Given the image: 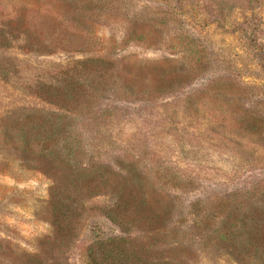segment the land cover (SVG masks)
Returning a JSON list of instances; mask_svg holds the SVG:
<instances>
[{
    "label": "rangeland",
    "instance_id": "1",
    "mask_svg": "<svg viewBox=\"0 0 264 264\" xmlns=\"http://www.w3.org/2000/svg\"><path fill=\"white\" fill-rule=\"evenodd\" d=\"M19 10L54 51L1 54L19 71L0 77V140L16 139L0 143V264H102L86 247L112 235L141 238L158 261L173 255L169 264H254L251 257L264 264V0H0V19ZM8 23L0 20V30ZM88 58L105 64L82 68ZM94 67L106 69L103 80ZM65 68L82 78L86 99L53 106L29 92L45 77L52 95ZM30 111L56 114L48 125L64 130L79 151L77 168L44 164L39 146L21 150L29 145L21 132ZM88 165L93 177L120 174L161 203L145 204L138 229L113 225L100 213L111 195L86 198L76 181ZM214 192L245 201L239 235L222 242L191 230L186 245L191 204L203 208ZM70 198L88 211L67 244L54 231L50 204ZM174 242L187 255L173 254Z\"/></svg>",
    "mask_w": 264,
    "mask_h": 264
},
{
    "label": "trees",
    "instance_id": "2",
    "mask_svg": "<svg viewBox=\"0 0 264 264\" xmlns=\"http://www.w3.org/2000/svg\"><path fill=\"white\" fill-rule=\"evenodd\" d=\"M16 14L18 16L15 18H2L10 23H8L5 27L1 26L0 30V77L8 78L14 76L19 71L17 63L12 60L10 61L9 59H3V56H1L2 51H8L13 48L23 51L31 50L45 53H52L54 51L53 44L51 42H46V40L42 38V34L40 35L34 28L28 25L25 18L26 14L22 10H19ZM79 64L82 68H86L90 64H99V66H101V64L104 65L105 62L100 58H88L80 61ZM95 68L96 67H94L93 72H95ZM101 69L102 71L100 72L96 71L100 76V81L105 78L106 71V69ZM70 70L71 68L66 70L59 69L56 72L58 75L63 74L64 78L62 77V86L54 89L56 92H52V95L46 94L49 87L52 86V81L49 80L50 78L46 79L45 77L36 79L29 88V92H37L42 99H44V96L46 95L48 98L44 100L48 101V103L53 106L57 105L55 102L59 99L71 101L74 102V104H76V99H86L88 97H85L87 95V90H84V86H86V84L84 82H80L82 79L81 77L76 76L75 78L69 72ZM43 86L48 89H43ZM61 107L62 106L60 105V108ZM28 113L35 118L28 116L29 122L26 120L27 123L22 124L24 130L21 132V135L24 137L25 143L29 145L21 150L25 151L30 146L29 149L32 152H35L37 151L35 147L39 146L38 148L42 152L40 155H42L44 161H46L44 164L49 162V165L53 163V165L55 164L58 168H60L61 165L65 163L64 165H66V167L69 166V168H77L74 160L76 161L79 151L76 150L77 152L75 153V146H72L71 142L67 139L68 136L67 134H64V130L60 129V127L55 124L48 125L49 120L47 118L50 115L56 114L50 113V115H43L42 113L36 111H30ZM18 115L24 114L18 113ZM52 122H54V118L52 119ZM30 125L35 129V137L32 135L30 137ZM3 136H5V138H1V144L4 143L9 146L10 141H16L13 134L9 135V137H6V134ZM89 166L90 165H88V167H80L79 173L77 175L74 174V176L79 179L76 181L82 185L81 189L83 192H86V198L90 196H97L102 193L111 195L112 198H109L111 202L108 205H101L100 213L113 225L119 227L134 226L138 229L139 227L136 223L140 225L143 220L142 217L145 219L147 218V215L144 212L145 204L146 206L154 204L153 207H156V204L161 203L160 200L154 199V197L157 199L158 197L152 193V191H148L143 196L139 189L132 187V185H128L127 183L124 184L126 179H123V176L120 174H116L114 172L112 173L110 171H102V173H98L95 176L98 177L99 175H103L102 177L104 178H102V181H98L97 178L92 176L96 172L92 174ZM98 168L100 169V167ZM69 173L67 176L72 175H69ZM153 179L154 181L150 179L152 184L161 181L160 178ZM234 194H232V196H224L219 192H214L208 201L206 200L203 202V208H197L198 206H201V204H198L196 201L191 204V210L189 209L191 213L189 211L188 213L193 215V212L195 215H193L194 220L192 221V228L189 229V233L186 234L185 237L186 245L189 244V242H192V239H190L192 231L195 232V235L197 236L199 233H202V238L199 239L212 236L211 239L218 238L217 240H222V242L223 240H229L234 233L239 235L238 230L240 227L238 223L242 221L241 214L244 210H242L241 214L240 211L245 201L239 200ZM165 198H170L172 200V195H167ZM83 202L75 205V200L72 201L70 198V200H67L65 204H60L61 202L59 199H55V202L50 204L53 209L51 212L54 214L52 215V226L54 231L58 232L57 235L64 239V243L67 241V244H69L71 240L74 241L78 237L81 227L84 225L83 219L87 215L86 212L88 210H85ZM55 205L60 206L63 210H60L59 208L58 210H55ZM195 208H197L198 211H196ZM159 212V214L153 213L151 216L160 215L162 213L160 208ZM222 219L225 220L223 221L224 223L217 226L216 224L218 220ZM208 223L209 225L207 227L206 224ZM209 232L212 233L208 234ZM257 234H259V232H257L256 235ZM260 234H262L260 241L264 242V230H262ZM140 239H127L112 235L106 239L104 238L103 240H96L86 248H88L87 250L89 251L88 255L90 260H94L96 262V257H98L100 263L102 264H169L170 261L175 260V258H172L174 257L173 255L170 257L163 255L162 259L158 261L159 253L155 254L152 252L149 246H145L144 244L140 245V242L143 241ZM134 242L141 247L140 252H136L137 249L134 248ZM181 246V243L174 242L172 248L170 249H174L173 252H175L173 254L175 255L180 251L184 252V255H187V250L181 249ZM167 253L170 252L167 251ZM95 254L97 256H95ZM170 258L172 259L170 260ZM250 259L253 260L254 264H257L256 260H254L255 257H251ZM37 261L40 262V259ZM8 263L11 262L8 261ZM28 264L37 263L33 262Z\"/></svg>",
    "mask_w": 264,
    "mask_h": 264
}]
</instances>
